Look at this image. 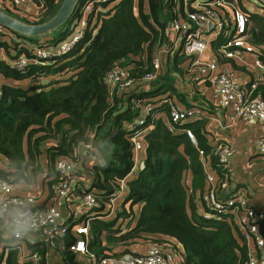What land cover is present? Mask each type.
Here are the masks:
<instances>
[{
    "label": "trees",
    "instance_id": "1",
    "mask_svg": "<svg viewBox=\"0 0 264 264\" xmlns=\"http://www.w3.org/2000/svg\"><path fill=\"white\" fill-rule=\"evenodd\" d=\"M42 3L37 14L4 2H0V11L23 23L41 24L56 14L62 0ZM89 3L92 9L87 13V26L70 51L51 57L44 65L29 64L23 71L11 67L15 57L30 56L25 44L35 45L39 38H45L46 47H52L64 41L70 24L82 18ZM177 13L174 0H78L67 21L47 34L32 37L14 33L16 41L0 35V49L7 58H0V76L19 83L30 81L24 87L4 84L0 89V181L33 184L42 170L41 155L46 153L50 163L63 157L77 161V148L89 142L93 149L85 150L83 158L93 154L99 159L91 167L89 190H97L98 206L96 217L89 222V252L102 257L105 251L145 239L149 245L170 244L181 253V264H246L247 248L234 221L222 215L210 219L201 216L207 210L202 196L208 186L197 148L217 176H222L214 145L206 139L204 120L184 122L169 131L163 120L168 108L163 104L162 113L147 119L152 127L144 134L143 167L139 165L137 175L127 179L134 167L132 133L126 128L137 115L132 100L176 95L188 106L174 83V74L182 72L178 64L183 59L166 55L163 70L146 90L110 91L104 78L115 66L126 69L133 79L151 73L155 52L167 43L166 25ZM249 20L254 25L248 30L250 40L259 46L257 57L264 65V17L249 12ZM69 72V77L61 78ZM256 94L264 100L262 84ZM184 129L194 132L197 147ZM123 180L126 194L116 206L121 211L112 219L97 218L110 209V197ZM133 206L140 210L131 226ZM118 218L128 219L124 231L117 224ZM4 251L3 247L0 264H34L19 261L14 248L5 255ZM38 253L36 264H46L45 248ZM111 254L132 253L125 248ZM74 256L66 248V264L75 263Z\"/></svg>",
    "mask_w": 264,
    "mask_h": 264
},
{
    "label": "built area",
    "instance_id": "2",
    "mask_svg": "<svg viewBox=\"0 0 264 264\" xmlns=\"http://www.w3.org/2000/svg\"><path fill=\"white\" fill-rule=\"evenodd\" d=\"M174 1L178 13L166 25L167 43L155 52L152 60L153 71L141 79H133L126 69L115 66L104 78L107 88L110 91L117 89L121 93H131L138 89L146 90L163 70L165 56L176 54L183 60L182 72L176 74L175 84H195L207 88L210 93L209 102L215 108L225 111L229 125L237 122L264 123V100L256 94L259 84L264 85V65L257 56L254 58V67L259 71L249 81L242 80L241 75L227 65L231 60H242V56L256 54L247 24L249 12L255 13L254 11L258 9L264 12V0H241L240 3L238 0ZM0 2L35 14L40 12L43 4L42 0H0ZM91 9V3L84 7L82 18L70 24L68 37L57 45L46 47L45 43L25 44L24 46L31 51L30 56L22 54L15 57L10 61L11 67L23 71L29 64L44 65L51 57L70 51L82 37L83 30L87 26V13ZM0 35L11 37L16 41L13 37L14 33L2 26H0ZM163 104H167L168 108L164 117L169 131L177 130L178 124L199 118L201 109L205 105L200 103L191 107L181 106L176 103L175 97L167 95L157 99L132 100V107L137 110V115L132 122L126 124V128L132 133L134 157V167L129 175H133L142 163L139 155L144 152V134L152 127L147 123V119L150 116L155 118L157 114L162 113ZM184 132L197 147L194 132L191 129H184ZM256 148L259 153L264 154V134L257 139ZM92 149L89 142L80 145L77 148V158L85 150ZM197 150L205 169L208 186L202 196L207 210L203 211L201 216L210 219L222 215L232 219L247 248L246 264H264V212L254 207L244 191L230 187L234 147L225 143L214 145V155L222 175L219 177L215 171L213 173L208 171L207 158L202 150L198 148ZM78 162L64 157L55 160L56 182L53 186L51 203L46 209L35 208L34 197L18 193V183L0 181V219L5 218L13 210L16 218H19V214H24L23 219L32 225L28 229L41 230L48 237H65L72 233L74 239L69 244V251L89 254L93 264H174V251L171 245L166 243H152L142 254L123 256L107 254L96 257L88 251L89 221L98 203L93 190L76 188L79 177L75 166ZM123 188H125L124 180L120 183V189L110 197L111 207H114L122 197ZM62 209L68 213L71 219L69 222L60 221ZM14 217L10 221L15 228L13 237L21 238V229L15 226ZM37 258L36 254L30 256L31 260Z\"/></svg>",
    "mask_w": 264,
    "mask_h": 264
},
{
    "label": "crops",
    "instance_id": "3",
    "mask_svg": "<svg viewBox=\"0 0 264 264\" xmlns=\"http://www.w3.org/2000/svg\"><path fill=\"white\" fill-rule=\"evenodd\" d=\"M7 6L8 3H6ZM39 40L46 41L45 38H39ZM264 49V46L262 47ZM257 52V51H256ZM254 55L242 56V60L235 59L227 62V65L236 70L240 75L242 80L249 81L254 77V74L259 71L258 68L254 67ZM0 58L2 60L7 59L5 52L0 49ZM257 58V57H256ZM182 61L178 64L181 68ZM182 70V69H181ZM178 74V72L176 73ZM174 74V77L176 76ZM69 73H65L61 78L69 77ZM16 80L5 79L0 76V89L4 84L14 85L18 84ZM19 85L26 86L30 85L29 80L20 82ZM264 86V85H263ZM176 89L179 93L183 95V98L187 101L188 106L184 102L180 101L176 95H173L176 99V103L181 106L191 107L194 104H205L201 109V115L197 120H204L205 135L208 143L210 145H216L217 143H225L234 147L235 152L231 159L232 175L230 181V187L233 189H241L244 194H247L249 201L254 205V207L261 209L264 212V154L257 151L256 142L257 139L264 134V123L248 124L244 122H237L234 125L227 124L225 111L215 108L209 102V90L202 85H191L176 83ZM166 124V118L163 117ZM50 145V143L48 144ZM81 153V152H80ZM139 157L142 159L144 157V152H141ZM77 161H79L75 166V171L78 174L79 182L76 186L77 189H89L90 180L92 179L91 167L99 163V159L95 155L87 156L83 158L79 154ZM40 163L42 170L36 178V182L33 184L18 183L19 189L18 193L22 195H30L34 197V206L39 209H46L51 203V196L53 192V186L56 180V172L54 169V163H50L47 154L44 153L40 157ZM208 171L214 172L208 165ZM137 175V171L133 175H128L127 179H131ZM125 182V180H124ZM126 194V186L123 188L122 197ZM120 197L114 207L106 210L101 216L104 220L112 219L114 215L121 211L120 207ZM125 209L128 210V204L125 205ZM140 207L133 206L132 211L134 214V219L131 222V226L137 218V214ZM61 222H69L71 219L68 213L62 209ZM96 211H93L90 217L94 219L96 217ZM15 211L11 210L5 218L0 219V253L1 250L5 249L4 255L7 250L13 249L17 250L19 261H32L34 264L39 259L38 250L42 247L45 248V260L46 264H66L64 260V251L68 249L69 244L74 239L73 234H68L65 237H48L41 230H31V229H21V238H14L13 232L15 228L12 226L10 221L15 216ZM90 222V221H89ZM128 223V219L118 218L117 224L123 231L125 230V225ZM90 237V234H89ZM68 239L69 241H66ZM149 241L141 239L139 242L133 245L117 246L113 251H122L125 248H129L132 254H142L146 251L149 246ZM7 247V248H6ZM174 264H181V253L174 249ZM109 251H105L104 255L111 254ZM37 255V259H30L31 255ZM73 264H93V260L89 257V254L74 253ZM129 255V254H125ZM96 256V255H95Z\"/></svg>",
    "mask_w": 264,
    "mask_h": 264
},
{
    "label": "water",
    "instance_id": "4",
    "mask_svg": "<svg viewBox=\"0 0 264 264\" xmlns=\"http://www.w3.org/2000/svg\"><path fill=\"white\" fill-rule=\"evenodd\" d=\"M78 0H62V3L56 14L48 21L41 24H27L20 22L11 16L0 11V26L8 29L13 33L27 36H41L47 34L67 21ZM143 163L140 164V168ZM66 241H69L66 239Z\"/></svg>",
    "mask_w": 264,
    "mask_h": 264
},
{
    "label": "clouds",
    "instance_id": "5",
    "mask_svg": "<svg viewBox=\"0 0 264 264\" xmlns=\"http://www.w3.org/2000/svg\"><path fill=\"white\" fill-rule=\"evenodd\" d=\"M24 214H19V218L14 217V224L18 229H27L28 227H31L26 220L23 219Z\"/></svg>",
    "mask_w": 264,
    "mask_h": 264
},
{
    "label": "rangeland",
    "instance_id": "6",
    "mask_svg": "<svg viewBox=\"0 0 264 264\" xmlns=\"http://www.w3.org/2000/svg\"><path fill=\"white\" fill-rule=\"evenodd\" d=\"M246 7L248 8V9H250V10H252L251 8H250V6L249 5H246ZM256 14H258V15H260V16H263L264 17V12L262 11V10H260V9H258V10H255L254 11ZM254 27V25L252 24V22L249 20V22H248V24H247V28H248V30L251 28V27ZM6 39H11V37H5ZM42 40H38V42L35 44V45H38V44H41V43H43V42H41ZM13 42V41H12ZM254 45V44H253ZM257 45H254V48L256 49V51H257V47H259V46H257ZM172 56V55H171ZM179 66V65H178ZM179 68V67H178ZM181 68H182V65H181ZM180 68V69H181ZM175 82V81H174ZM94 192H97V190H94Z\"/></svg>",
    "mask_w": 264,
    "mask_h": 264
}]
</instances>
